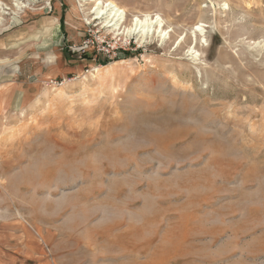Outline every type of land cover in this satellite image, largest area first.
<instances>
[{"label":"rangeland","instance_id":"374dc122","mask_svg":"<svg viewBox=\"0 0 264 264\" xmlns=\"http://www.w3.org/2000/svg\"><path fill=\"white\" fill-rule=\"evenodd\" d=\"M113 1L0 0V264H264V0Z\"/></svg>","mask_w":264,"mask_h":264},{"label":"bare ground","instance_id":"6f19581e","mask_svg":"<svg viewBox=\"0 0 264 264\" xmlns=\"http://www.w3.org/2000/svg\"><path fill=\"white\" fill-rule=\"evenodd\" d=\"M88 4L87 9H82L86 14H91L95 20L100 19L112 31H119L124 18V10L119 7L113 0H82ZM80 8V7H79ZM127 32L135 31L137 37L144 38L149 31L155 32L159 39H163L166 29L158 16L146 14L142 17L133 16L131 25L124 28ZM162 37V38H161ZM197 58V57H196Z\"/></svg>","mask_w":264,"mask_h":264},{"label":"trees","instance_id":"16d2710c","mask_svg":"<svg viewBox=\"0 0 264 264\" xmlns=\"http://www.w3.org/2000/svg\"><path fill=\"white\" fill-rule=\"evenodd\" d=\"M62 23H63V20L61 19V21H60V24L62 25ZM126 54H128V52H126ZM82 57H84L85 59H87V61H94V62H96V63H98V64H105L106 63V61L107 60H96V58L93 60V58H92V54L90 53V52H85V54H83V56Z\"/></svg>","mask_w":264,"mask_h":264},{"label":"built area","instance_id":"2783aa9c","mask_svg":"<svg viewBox=\"0 0 264 264\" xmlns=\"http://www.w3.org/2000/svg\"><path fill=\"white\" fill-rule=\"evenodd\" d=\"M89 45H91L90 42L89 41H85V43L82 46H79L77 48V51H82L81 54H80L81 57L83 56V54H85V52L87 53V52L91 51V50H88V48L90 47ZM90 53L93 54L92 52H90Z\"/></svg>","mask_w":264,"mask_h":264}]
</instances>
